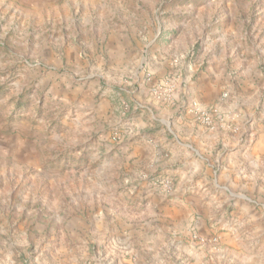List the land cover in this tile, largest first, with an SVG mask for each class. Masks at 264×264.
Instances as JSON below:
<instances>
[{
	"label": "rangeland",
	"instance_id": "1",
	"mask_svg": "<svg viewBox=\"0 0 264 264\" xmlns=\"http://www.w3.org/2000/svg\"><path fill=\"white\" fill-rule=\"evenodd\" d=\"M35 2L0 19V264H264V206L234 204L207 172L202 187L226 202L186 208L168 171L186 165L135 169L129 146L179 149L162 124L139 121L150 118L137 101L165 105L171 128L181 89L191 119V101L214 107L225 122L214 131L228 135L248 119L233 106L259 95L248 111L264 132V0ZM151 14L149 33L130 29ZM122 33L121 56L106 39ZM201 71L211 102L189 96ZM166 81L172 102L152 95Z\"/></svg>",
	"mask_w": 264,
	"mask_h": 264
},
{
	"label": "crops",
	"instance_id": "2",
	"mask_svg": "<svg viewBox=\"0 0 264 264\" xmlns=\"http://www.w3.org/2000/svg\"><path fill=\"white\" fill-rule=\"evenodd\" d=\"M33 1L35 0H0V19L6 20L10 16L14 17L16 15L19 17L26 11V7H33ZM35 3H37L36 6H39L40 0H36ZM152 18L153 14L150 17H145L146 21L142 28L131 26L130 29L140 35L143 30L148 28L147 32L149 33L151 31ZM124 35H126V39ZM106 42L107 45L112 47L116 45L117 49L121 51V56L124 50L128 48V44L131 43L128 35L124 33L120 34L119 38L106 39ZM121 56L122 60L123 57ZM192 84V87L189 88V92H191L189 96H195L204 102H211L216 97V92L214 87H212L214 83L211 81L210 76H207V73L201 71ZM251 85H247L246 90H244L246 94L251 93L253 88V85ZM179 92L177 91L176 102L177 107L182 111L177 113V121L174 122L173 120L171 128L169 126L171 122L169 121L170 115L165 105L163 106L154 98H150V101H148L150 106L143 105V101L138 97L139 101L137 103L147 109L150 118V121L144 123L139 117V121L151 128L162 124L172 135L179 149L172 150L168 145L156 148V142L153 144L151 142L149 144H130L129 146L133 147L131 156L135 169L141 165L151 166L152 168L158 166L161 168H173L174 165H186L185 168L176 167L177 170H168L169 172L174 171L171 174L177 180L176 185L179 188V191H174L173 200L180 202L186 208H189V206L199 207L202 204H206L205 198L210 199L212 203L226 202V199L222 197H211L212 194L215 196V193L202 187V180L197 178L206 175L207 172L212 173L214 187H217L218 183L227 185L228 187H224L227 194L236 197L234 192H237L238 197L243 199L234 202L230 201L231 203L237 204L241 202L240 206L246 207L248 211L250 208L258 207L259 205L264 206V132L262 127L259 126L257 128L254 114H250L248 111L253 109L254 113L255 110H259L261 97L257 95L256 98H253L251 105L244 102H237L234 106L232 104L228 105V108L233 110L234 107L239 112H242L236 113L238 116L239 114L243 115L242 120H244L245 116L248 117L243 123H237L235 126L238 129L241 127V133L245 134V137L242 138L241 133L228 135L226 130L210 132L196 123L184 109L188 98L186 100L180 99L182 95L179 98ZM183 92L184 90L182 91L181 89L180 93L183 94ZM245 111L248 112L246 113ZM222 112L227 114L228 110L222 109ZM228 126L227 128L229 129ZM247 134L249 135L248 137L246 136ZM146 137L154 138L153 134H149ZM217 149L219 150L218 157L215 155V158H212V152H216ZM216 161L217 163L215 164ZM177 162L178 164H176ZM221 179H224V181L221 182ZM187 185H190L191 188H196L195 192H191L192 190L185 192V189L182 188H187Z\"/></svg>",
	"mask_w": 264,
	"mask_h": 264
},
{
	"label": "built area",
	"instance_id": "3",
	"mask_svg": "<svg viewBox=\"0 0 264 264\" xmlns=\"http://www.w3.org/2000/svg\"><path fill=\"white\" fill-rule=\"evenodd\" d=\"M175 93L174 85L171 81L162 82L152 89V95L164 101L172 102ZM187 110L207 130L214 131L219 127H225L223 118L214 107L204 106L199 101L194 100L188 104Z\"/></svg>",
	"mask_w": 264,
	"mask_h": 264
}]
</instances>
